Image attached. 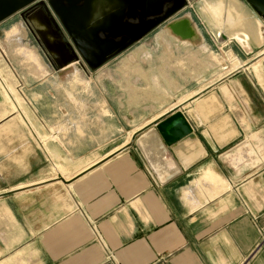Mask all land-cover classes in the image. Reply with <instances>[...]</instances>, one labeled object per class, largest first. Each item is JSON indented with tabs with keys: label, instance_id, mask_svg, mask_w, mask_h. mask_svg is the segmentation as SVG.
Segmentation results:
<instances>
[{
	"label": "crops",
	"instance_id": "obj_1",
	"mask_svg": "<svg viewBox=\"0 0 264 264\" xmlns=\"http://www.w3.org/2000/svg\"><path fill=\"white\" fill-rule=\"evenodd\" d=\"M234 1L251 49L188 0L97 82L0 86V264H264V0Z\"/></svg>",
	"mask_w": 264,
	"mask_h": 264
},
{
	"label": "water",
	"instance_id": "obj_2",
	"mask_svg": "<svg viewBox=\"0 0 264 264\" xmlns=\"http://www.w3.org/2000/svg\"><path fill=\"white\" fill-rule=\"evenodd\" d=\"M243 1H248L258 10L255 0ZM36 2L52 7L73 44L71 55L77 60L81 56L92 70L128 50L189 5L188 0H0V23ZM171 2H175L173 7L162 15L165 4ZM98 5L103 9L101 13ZM177 24L168 26L174 29L180 26ZM149 130L153 133L159 131L169 145L193 134L190 122L179 111L158 124L156 130L152 127ZM129 146L127 144L115 151L102 162L112 159ZM61 180L66 181L64 177Z\"/></svg>",
	"mask_w": 264,
	"mask_h": 264
},
{
	"label": "rangeland",
	"instance_id": "obj_3",
	"mask_svg": "<svg viewBox=\"0 0 264 264\" xmlns=\"http://www.w3.org/2000/svg\"><path fill=\"white\" fill-rule=\"evenodd\" d=\"M202 4L203 0H196L194 4L198 13ZM164 30L166 31L165 28H161L159 32L162 33ZM28 39L32 41L34 47ZM70 45L73 44L68 33L49 4L36 2L1 22L0 86L4 89L6 99L13 102L15 98L20 102L19 92L15 89V84L19 82L34 84L57 79L63 82L80 81L76 67L81 66L86 70L90 68L80 55L79 60L72 57L74 48ZM115 58L105 64L111 62L113 65H118L120 61L118 58L114 60ZM100 68L90 69L96 82L101 76L97 74ZM82 82L87 81L83 79ZM14 108L19 109L21 106ZM62 176L68 177L65 173H62Z\"/></svg>",
	"mask_w": 264,
	"mask_h": 264
},
{
	"label": "bare ground",
	"instance_id": "obj_4",
	"mask_svg": "<svg viewBox=\"0 0 264 264\" xmlns=\"http://www.w3.org/2000/svg\"><path fill=\"white\" fill-rule=\"evenodd\" d=\"M201 12L205 16L207 22L211 27L219 31L222 30L234 36V38L247 49L252 48L251 36L247 31H238L237 25H241L244 22V18L241 17L243 12L234 0H203ZM260 26L262 25L259 22ZM176 29L183 31L184 28L176 26ZM260 36L264 40V34L260 27Z\"/></svg>",
	"mask_w": 264,
	"mask_h": 264
},
{
	"label": "flooded vegetation",
	"instance_id": "obj_5",
	"mask_svg": "<svg viewBox=\"0 0 264 264\" xmlns=\"http://www.w3.org/2000/svg\"><path fill=\"white\" fill-rule=\"evenodd\" d=\"M169 8H170V7H169ZM98 9H99V10H98L99 13H101V12L103 11V9L100 8L99 6H98Z\"/></svg>",
	"mask_w": 264,
	"mask_h": 264
}]
</instances>
